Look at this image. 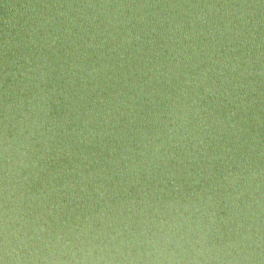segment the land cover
Wrapping results in <instances>:
<instances>
[{
    "label": "water",
    "instance_id": "95a60500",
    "mask_svg": "<svg viewBox=\"0 0 264 264\" xmlns=\"http://www.w3.org/2000/svg\"><path fill=\"white\" fill-rule=\"evenodd\" d=\"M0 264H264V243L0 183Z\"/></svg>",
    "mask_w": 264,
    "mask_h": 264
}]
</instances>
